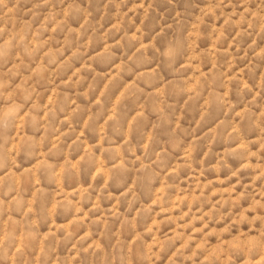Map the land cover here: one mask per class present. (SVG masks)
Instances as JSON below:
<instances>
[{
  "label": "clouds",
  "instance_id": "1",
  "mask_svg": "<svg viewBox=\"0 0 264 264\" xmlns=\"http://www.w3.org/2000/svg\"><path fill=\"white\" fill-rule=\"evenodd\" d=\"M0 264H264V0H0Z\"/></svg>",
  "mask_w": 264,
  "mask_h": 264
}]
</instances>
